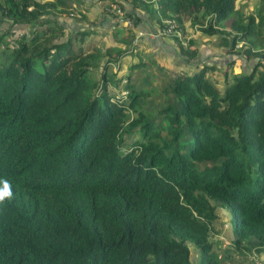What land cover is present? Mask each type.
I'll return each mask as SVG.
<instances>
[{"label":"trees","instance_id":"obj_1","mask_svg":"<svg viewBox=\"0 0 264 264\" xmlns=\"http://www.w3.org/2000/svg\"><path fill=\"white\" fill-rule=\"evenodd\" d=\"M259 1L255 13L236 0L129 1L131 21L132 6L152 8L159 24H200L254 59L230 81L210 82L207 66L173 76L177 107L160 112L166 139L141 110L146 93L128 76L119 89L107 70L125 50L100 47L91 29L62 21L79 0H0V20L31 26L0 64V178L13 188L0 204V264H222L212 249L213 201L232 219L226 248L264 245ZM174 41L184 56L196 55L190 40ZM136 128L140 139L123 148Z\"/></svg>","mask_w":264,"mask_h":264},{"label":"crops","instance_id":"obj_2","mask_svg":"<svg viewBox=\"0 0 264 264\" xmlns=\"http://www.w3.org/2000/svg\"><path fill=\"white\" fill-rule=\"evenodd\" d=\"M111 1L120 3L124 11H131L130 0H79L78 8L75 3L72 5L73 10L79 9L84 15V18L81 19L82 24L78 25L77 23V25L93 31L91 40L98 42L100 47L112 46L118 49L121 47V51L125 50L124 56L117 60L120 62L124 58L119 73L125 75L126 78V72H129L132 75L129 77V81L134 85V88V82L140 74L139 64L146 60L155 61L166 66L165 72H169L171 78L180 74L190 75L202 66L211 67L212 69L207 72L213 74L212 79L209 78L213 83H220L224 78L230 81L229 78L232 74L249 71L252 66L251 60L230 51L228 44L224 43V40H221L218 35L201 34L197 31L187 36V39L192 43V47L196 48V55L193 58H188L180 53L172 39L150 36V33H155L160 26L152 8H148V10L139 5L132 6V16L136 20H132V28L127 29L106 12V6ZM69 15L72 16L71 13ZM70 26L72 25H69L68 28H74L76 25L74 27ZM183 26L185 30H190V26H187L186 23H183ZM102 41L106 42L105 45H101ZM130 42L134 47L128 50ZM138 88L140 87L138 86ZM226 220L227 222L224 224L229 226V234L224 237H215V241L218 239L223 240L224 245L232 239L229 217H225ZM248 244L251 245L249 252L253 254L254 261H257V264H264V245L252 246V242Z\"/></svg>","mask_w":264,"mask_h":264},{"label":"rangeland","instance_id":"obj_3","mask_svg":"<svg viewBox=\"0 0 264 264\" xmlns=\"http://www.w3.org/2000/svg\"><path fill=\"white\" fill-rule=\"evenodd\" d=\"M236 3L241 4V6H243L245 13H255L260 1L236 0ZM69 13H71L72 16L67 14V16H64L62 18V21L66 26L72 25L70 27H74L75 25L78 26L82 24L81 18H79L80 16L77 10H72ZM183 23H186L187 26L188 25L190 26V30H185L182 23L179 24L182 33V40L186 41V43L188 41L187 39L188 34L190 35L195 31L202 34V32L200 31L201 30L200 24L190 25L188 22H183ZM30 31H31V26L21 25V24H11L6 20H0V64H4V62L8 59L10 52H12L15 46L21 41V37L23 35L26 36L28 33H30ZM105 43L106 42L102 41L101 45H105ZM130 43L129 45L126 44L130 47L128 50L134 47V45ZM175 45L177 46V49H179V46L176 44V42ZM123 60L124 58L120 62L116 60L113 64H110L107 69L109 73L115 72L117 77H119V79L121 80L122 78H125V75L119 73V69L121 68V64L123 63ZM253 61L254 59H251L250 63L252 64ZM138 70L140 71L139 72L140 74H139V78H137L136 81L134 82L135 88L142 89L146 93L145 97L141 98L143 102V105L141 106V110L150 116V119L152 120V122H154L156 127L161 126L163 136L166 139H168L169 136L166 133L168 115L160 112L165 107L166 104L172 103L174 109H176L177 107L175 98L173 97L169 89V86L171 85L172 82V78H171L172 76L169 72H165L166 66H163L162 64L151 60H146L145 62L140 63ZM126 74L128 78L132 76L129 72L128 73L126 72ZM212 75H213L212 73L209 72L206 73V77L208 79L209 78L212 79ZM120 85H121L120 89H123L122 85L124 84L122 83V81L120 82ZM138 86L140 88H138ZM108 89L109 92L116 94L115 93L116 90L115 91L111 90L112 87H109ZM132 116H133L132 113L127 112L126 117L128 120ZM138 134L139 132L138 129L136 128L133 131H131L130 134L123 137L124 139L122 145L123 148L129 146L135 140L140 139V135ZM184 134L187 133L183 128L182 135ZM212 203L215 206V212L217 214L216 231L218 232V234L214 235L213 238L211 239L213 243L212 249L216 251V253L220 257V261L222 262V264H226V262H228V264H257V261H254V259H252L253 254L250 253L249 251H247L246 253L243 252L241 254H237L235 251L234 252L232 251L233 248L230 247V245L229 248H226L229 243L224 245L223 240H219L218 238H216L218 240L215 241V237L217 236L224 237L225 235L229 234V226L224 224L225 222H227V220L225 221V217H229L230 224L232 223V219L231 216H229V214L227 213L225 206L221 202L213 201ZM189 247L191 246L189 245ZM225 249H227V251H225ZM191 255L194 256L193 251Z\"/></svg>","mask_w":264,"mask_h":264},{"label":"built area","instance_id":"obj_4","mask_svg":"<svg viewBox=\"0 0 264 264\" xmlns=\"http://www.w3.org/2000/svg\"><path fill=\"white\" fill-rule=\"evenodd\" d=\"M106 12L114 15L116 22H120L127 29L132 28L131 20L125 16L123 8L117 3L110 8H106ZM150 36L156 38H169L172 40L176 39L183 47L186 46V41L182 40V33L179 24L173 18H161L159 29L155 33H150ZM121 81L122 83L125 82L123 79ZM121 93L125 94L124 91ZM252 259H254V256H252Z\"/></svg>","mask_w":264,"mask_h":264},{"label":"clouds","instance_id":"obj_5","mask_svg":"<svg viewBox=\"0 0 264 264\" xmlns=\"http://www.w3.org/2000/svg\"><path fill=\"white\" fill-rule=\"evenodd\" d=\"M13 197V188L7 178H0V204Z\"/></svg>","mask_w":264,"mask_h":264}]
</instances>
